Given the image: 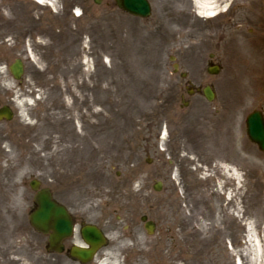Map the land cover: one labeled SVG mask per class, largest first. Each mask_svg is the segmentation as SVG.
<instances>
[{"label":"rangeland","instance_id":"obj_1","mask_svg":"<svg viewBox=\"0 0 264 264\" xmlns=\"http://www.w3.org/2000/svg\"><path fill=\"white\" fill-rule=\"evenodd\" d=\"M247 1H218L226 10L202 17L192 0H149L139 17L116 0H0V99L14 108L12 124L0 122L6 264H73L28 220L33 179L106 232L90 264H235L239 254L251 264L248 237L264 252V152L245 125L264 112V20ZM188 81L212 86L213 100L187 93Z\"/></svg>","mask_w":264,"mask_h":264},{"label":"water","instance_id":"obj_2","mask_svg":"<svg viewBox=\"0 0 264 264\" xmlns=\"http://www.w3.org/2000/svg\"><path fill=\"white\" fill-rule=\"evenodd\" d=\"M116 3L125 11L135 15L147 16L150 13V4L148 0H116ZM10 68L15 77L18 78L22 73L21 61L17 60ZM17 68L19 73H16ZM204 93L209 100L212 99V92L210 89L207 88ZM246 123L249 138L256 142L260 149L264 150V118L262 113L258 110L253 111L247 116ZM155 188L159 189L158 183L155 185ZM35 201L38 206L30 215L32 224L43 231L52 229L53 234L50 236V241L52 244H60L61 240L69 236L72 232L73 223L68 211L63 205L52 199L48 189L40 191L36 195ZM144 218L145 217H143V219ZM145 227L149 232H152L154 225L152 222L148 221ZM82 236L90 247L84 248L75 246L73 254L82 261H86L92 257L98 246H100L105 239L100 230L93 225H86L82 230Z\"/></svg>","mask_w":264,"mask_h":264},{"label":"bare ground","instance_id":"obj_3","mask_svg":"<svg viewBox=\"0 0 264 264\" xmlns=\"http://www.w3.org/2000/svg\"><path fill=\"white\" fill-rule=\"evenodd\" d=\"M38 1H40L41 3H51V0H38ZM193 1H194L195 9H196L198 15L199 16H202V17L203 16L204 17L205 16L211 17V16H213L216 13H220V11L224 9V7L220 8V6H218V4H217L218 1H220L222 3L228 2V0H193ZM246 3L249 4L246 7V9L251 8V11H253L254 15L257 18L264 20V9L263 10H260L259 8H256V5L259 4L258 3V0H248ZM246 3H244V4H246ZM247 11H249V10H247ZM16 73H19L18 68L16 70ZM220 158L222 159V164L220 166L221 169L226 174H228L231 178H233V179H239L240 178V175H241L240 172L238 171V169H237L236 166L230 164V161H236L235 158H233V156H229V155H222V156H220ZM237 162H239V165H241L242 168L243 167L245 168L246 166H250L251 167V170L250 171H252V172L254 171V170H252V168H253L252 167V162L253 161L252 162L248 161V159L246 157H241V159H238ZM248 162H250L251 164L248 163ZM220 188L222 189L223 186L222 185H219L217 187V190L214 193V195L217 198H219V199H221V197L223 195H226V192H221L219 190ZM232 200H233V197H232V195H230V198H228V201L226 203H224L225 205L224 206H223V204L221 205L222 208L223 209H228L230 203L232 202ZM245 244H247V246H245L243 248V253L245 255H249L250 257H253L251 259V264H258V261H261L262 262V257L264 256V252H263V250H261V248L259 246H258L259 252H257L256 254H252V252L250 251V244H252L251 237H248L246 239ZM235 264H244L241 254H239V256L236 258Z\"/></svg>","mask_w":264,"mask_h":264},{"label":"flooded vegetation","instance_id":"obj_4","mask_svg":"<svg viewBox=\"0 0 264 264\" xmlns=\"http://www.w3.org/2000/svg\"><path fill=\"white\" fill-rule=\"evenodd\" d=\"M213 56V54H211V57ZM181 73H183V72H181ZM181 73H180V75H181ZM185 73V72H184ZM186 76H187V74H186ZM187 93H195V92H197V91H199V92H203V87H205V86H199V87H195V88H193V89H191V82L190 81H188L187 82ZM4 106H6L5 108H7V109H9V113H11L12 114V116L10 117V119H6V118H3V119H0V122H5L6 124H9V125H11L12 124V121L14 120V108L12 107V105H11V103L9 102V101H2L1 99H0V114L1 115H5L6 116V114L4 113L5 112V110L3 109V107ZM12 110V111H11ZM43 185H40V187H42ZM34 194H35V192L33 191V196H34ZM79 222V227H81V225H82V222L83 221H78ZM70 246V245H69ZM66 254V256H67V258L73 263V264H90L91 262H93V261H90V262H87V263H81V262H79V261H77V260H75L73 257H71L70 256V254L68 253V252H66L65 253ZM10 260H9V254H7L5 251H3V250H0V264H6V263H8ZM99 260H98V258L96 259V262H98Z\"/></svg>","mask_w":264,"mask_h":264}]
</instances>
